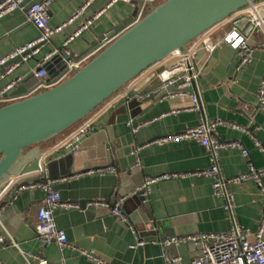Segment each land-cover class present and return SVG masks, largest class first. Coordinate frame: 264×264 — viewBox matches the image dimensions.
<instances>
[{
  "label": "crops",
  "instance_id": "1",
  "mask_svg": "<svg viewBox=\"0 0 264 264\" xmlns=\"http://www.w3.org/2000/svg\"><path fill=\"white\" fill-rule=\"evenodd\" d=\"M85 1L54 0L49 7L50 27L64 26ZM133 1L135 5L142 2ZM162 1L156 0L151 8ZM107 2L95 0L82 16L55 34L33 59L16 66L13 73L0 82V87L21 78L18 87L24 86L26 93L31 91L39 84L34 74L45 55L60 48ZM259 3L264 17V0ZM135 12L136 9L129 4L117 3L110 7L90 28L69 42L72 59L109 40L111 30L122 21L133 18ZM235 16L210 29L204 38L222 37L230 31ZM38 35L39 31L27 22L23 11L2 17L0 61ZM262 39V34H258L251 43L255 45ZM173 62L174 59L168 57L156 67L170 66ZM201 62L200 74L184 96L167 97L173 92L170 88L162 91L154 101L139 105L143 95L135 91H143L142 81L148 72L134 80L90 114L94 130L82 140L76 154L59 150L69 131L25 151L26 155L38 153L45 157L41 165L47 175L56 180L54 189L60 198L79 205V209L54 212L56 227L64 232L68 244L92 252L106 264H164L160 246L163 239L226 232L233 222L255 231L262 214L264 177L261 187L253 182L228 187L233 202V221L222 210V200L213 195L211 180L207 178L159 180L145 194V203H140L136 197V192L148 178L201 171L210 166L205 149L196 143L154 140L178 134L198 123L221 119L240 127H256L253 137L228 125L218 126L215 134L222 141L242 145L252 164L257 169L264 167V156L255 147L258 141L264 148V111L257 110L255 97L264 71V50L256 49L252 62L243 69H238L236 53L228 46L203 57ZM45 69L48 75L45 80H50L60 71L61 63H53ZM18 87L9 91L7 98H11ZM191 95L198 98V111L189 110ZM135 126L139 128L133 132ZM107 166L114 171L104 176L84 174ZM219 167L223 177H234L246 171L247 161L238 150L222 151ZM13 190H8L0 199V207H4L0 212V236L7 242L14 241L17 246L0 245V264H36L33 256L43 257L49 264H98L69 248L60 251L54 243H40L35 237L34 224L43 193L23 190L13 199ZM118 198H124L121 206L124 221L109 209L88 206L101 202L113 204ZM81 203L86 204L81 207ZM165 251L185 263L197 255L198 246L193 243L169 245Z\"/></svg>",
  "mask_w": 264,
  "mask_h": 264
},
{
  "label": "built area",
  "instance_id": "2",
  "mask_svg": "<svg viewBox=\"0 0 264 264\" xmlns=\"http://www.w3.org/2000/svg\"><path fill=\"white\" fill-rule=\"evenodd\" d=\"M53 1L54 0H42L39 2H29L28 0H2L0 2V19L14 11H23L27 22L32 24L39 31V35L35 40L19 48L9 57L2 59L0 65L21 53L31 50L30 54L23 59L24 62L28 61L41 51L43 43L52 39V37L59 33L65 25L72 23L75 19L82 16L83 13L95 2V0H86L83 5L77 9L72 19H70L64 26L52 28L49 25V7ZM155 1L156 0H142L139 5H135L133 0H108L105 6L94 13L91 18L87 19L73 36L69 37L62 43L60 48L53 49L45 55L42 63L34 74L35 78L39 81V84L36 87L25 95L17 98H7V94L9 91L18 87L21 83V78H15L9 81L4 87H0V106L34 96L59 85L68 79L75 70L84 66L90 59L108 45L111 39L104 41L77 59H72L70 51L68 50L69 42L79 36L84 30L90 28L110 7L117 3L132 5L136 9L131 22L132 25L140 20L151 9L152 3ZM261 8L262 4L259 3V1L245 7L234 14L236 15V19H232V27L230 31L225 33L222 37L218 39H208L204 38V33L195 39L184 52L175 51L171 54L169 57L173 58L174 62L170 66L163 67L159 72V84L155 88V91L162 92L171 88L173 92L168 94L167 97L186 95V91L191 85H193L200 74L203 65L201 59L213 54L222 46H228L235 51L238 69H243L248 66L254 58L256 49L264 50V17L261 14ZM258 34H262L263 39L257 41L254 45L251 43V40L252 38L257 39ZM37 46L39 47L36 48ZM55 55H60L62 57L64 67L52 79L45 80L48 75L44 65ZM16 66L18 65L11 66L0 75V82L11 75ZM145 96L146 95H143V98ZM255 97L257 100V110L264 111V71L258 84ZM190 100L191 107L189 110L194 112L198 111L200 107L197 96L191 95ZM221 125H228L233 129L252 137L257 131L256 127H240L228 123L227 121L216 119L210 123H198L197 125L187 128L175 135L161 139L158 138L160 142L182 141L200 145L205 149L209 157L210 166L201 171L164 175L159 178H148L144 181L141 188L145 192L144 195L149 191L150 186L159 180L176 178H207L211 180L213 195L222 200V210L227 213L233 221V202L232 197L228 192V187L246 182H253L258 185V187H261V181L264 177V167L257 169L250 161L248 151L239 143L220 140L215 134V129ZM138 128V126L132 127V131L135 132ZM93 130V121L87 117L68 130L69 133L65 140L60 144L59 150L68 154H76L82 140L92 134ZM255 147L264 156V148L261 143L256 141ZM227 150H238L241 156L247 161V169L244 173L229 178H225L221 175L219 154L220 152ZM39 160V171L36 174L38 181L32 185H17L23 176L20 175L13 177L0 189V199L12 188L14 189L13 199L16 198L20 191L40 190L44 196L35 217L34 233L36 239L44 245L54 243L60 251L69 248L90 261L98 264H106L92 252L78 250L68 244L64 232L56 227L54 221L55 211L79 209V205L77 203L65 202L60 198L58 192L54 189L56 180L50 178L41 165L42 161L45 160V157L41 156ZM113 171L114 169L111 166H107L87 171L84 174L104 176ZM123 201L124 198H118L113 204L101 202L90 203L88 206H101L109 209L115 217H119L124 221L125 219L121 209ZM261 205L262 214L258 221L257 228L253 232L249 229L242 228L233 222L232 227L226 232L199 233L190 237L163 239L160 246L161 257L164 264H264V199L262 200ZM3 208V206L0 207V212L3 211ZM184 243H193L198 246L197 255L188 262H181L180 258L171 257L165 251V247L169 245L179 246ZM0 245L11 247L17 246L14 241L7 242L2 236H0ZM32 260L36 262V264H49L43 257L33 256Z\"/></svg>",
  "mask_w": 264,
  "mask_h": 264
},
{
  "label": "water",
  "instance_id": "3",
  "mask_svg": "<svg viewBox=\"0 0 264 264\" xmlns=\"http://www.w3.org/2000/svg\"><path fill=\"white\" fill-rule=\"evenodd\" d=\"M258 1L164 0L132 25V17L116 25L108 36L109 44L59 85L0 106V189L20 175L23 178L18 185L37 182L41 156L26 155L25 151L67 132L147 72L143 91L135 93L146 95L139 105L154 101L161 93L155 91L163 68L156 67L158 64L175 51L184 52L195 39ZM50 42L43 43V48ZM30 52L1 64L0 75L11 66L23 64ZM53 63L64 67L60 55L53 56L44 67ZM25 94L26 88L20 86L10 97ZM144 193L142 189L136 192L140 203L146 202Z\"/></svg>",
  "mask_w": 264,
  "mask_h": 264
}]
</instances>
